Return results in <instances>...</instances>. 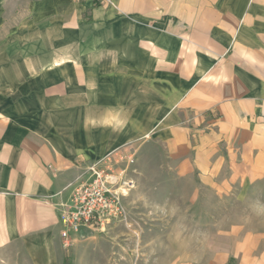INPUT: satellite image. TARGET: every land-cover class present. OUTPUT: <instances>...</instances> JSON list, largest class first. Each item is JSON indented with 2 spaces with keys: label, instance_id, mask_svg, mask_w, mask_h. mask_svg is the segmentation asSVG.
<instances>
[{
  "label": "crops",
  "instance_id": "obj_1",
  "mask_svg": "<svg viewBox=\"0 0 264 264\" xmlns=\"http://www.w3.org/2000/svg\"><path fill=\"white\" fill-rule=\"evenodd\" d=\"M128 147L131 220L264 191V0H0V252L66 264L51 200Z\"/></svg>",
  "mask_w": 264,
  "mask_h": 264
},
{
  "label": "rangeland",
  "instance_id": "obj_2",
  "mask_svg": "<svg viewBox=\"0 0 264 264\" xmlns=\"http://www.w3.org/2000/svg\"><path fill=\"white\" fill-rule=\"evenodd\" d=\"M232 192L195 208L183 203L177 211L176 204L175 208L170 204V215L162 218L139 204L136 217L131 220L127 211L122 223L99 234L103 262L148 264V260L167 259L178 264H264V191L238 188ZM161 245L167 248L159 249ZM64 247L65 263L75 264L72 243ZM0 264L32 263L21 251L9 250L0 252Z\"/></svg>",
  "mask_w": 264,
  "mask_h": 264
},
{
  "label": "built area",
  "instance_id": "obj_3",
  "mask_svg": "<svg viewBox=\"0 0 264 264\" xmlns=\"http://www.w3.org/2000/svg\"><path fill=\"white\" fill-rule=\"evenodd\" d=\"M137 155L133 148L120 149L89 164L69 196L60 202L51 200L65 231V245L70 232L84 227L98 231L122 223L127 216L126 201L136 188Z\"/></svg>",
  "mask_w": 264,
  "mask_h": 264
}]
</instances>
